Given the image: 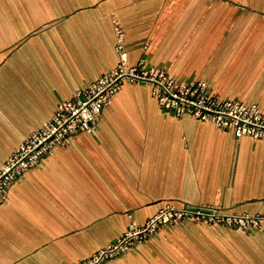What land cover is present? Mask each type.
Returning <instances> with one entry per match:
<instances>
[{
	"label": "crops",
	"instance_id": "0c3cea01",
	"mask_svg": "<svg viewBox=\"0 0 264 264\" xmlns=\"http://www.w3.org/2000/svg\"><path fill=\"white\" fill-rule=\"evenodd\" d=\"M145 60L264 111V0H0V167L27 136L119 63ZM264 215V139L164 110L126 83L0 203V264H76L166 204ZM106 264H264V229L166 227Z\"/></svg>",
	"mask_w": 264,
	"mask_h": 264
},
{
	"label": "built area",
	"instance_id": "2783aa9c",
	"mask_svg": "<svg viewBox=\"0 0 264 264\" xmlns=\"http://www.w3.org/2000/svg\"><path fill=\"white\" fill-rule=\"evenodd\" d=\"M115 32L118 65L77 91L71 99L61 102L51 118L33 130L19 149L7 158L0 167V203L18 179L53 155L57 148L70 145L78 132L97 131L102 110L111 104L114 94L126 83L151 87L159 105L175 118L188 114L211 122L218 129L232 130L237 138L264 139V111L258 105L221 98L209 83L178 80L165 70L150 66L145 60L129 66L125 33L118 25ZM186 222L243 232L264 229L262 214L233 213L222 205L211 203L166 204L144 223L131 220L120 238L76 264H106L127 254L139 243L149 241L161 229Z\"/></svg>",
	"mask_w": 264,
	"mask_h": 264
},
{
	"label": "rangeland",
	"instance_id": "374dc122",
	"mask_svg": "<svg viewBox=\"0 0 264 264\" xmlns=\"http://www.w3.org/2000/svg\"><path fill=\"white\" fill-rule=\"evenodd\" d=\"M166 228V227H165ZM159 232V231H158Z\"/></svg>",
	"mask_w": 264,
	"mask_h": 264
}]
</instances>
